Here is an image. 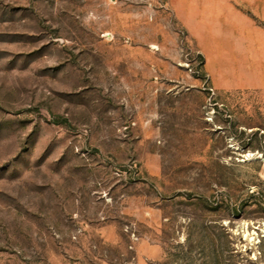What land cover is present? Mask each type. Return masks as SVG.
<instances>
[{
    "label": "rangeland",
    "instance_id": "rangeland-1",
    "mask_svg": "<svg viewBox=\"0 0 264 264\" xmlns=\"http://www.w3.org/2000/svg\"><path fill=\"white\" fill-rule=\"evenodd\" d=\"M226 2L199 41L171 0H0V264H264V0Z\"/></svg>",
    "mask_w": 264,
    "mask_h": 264
},
{
    "label": "crops",
    "instance_id": "crops-1",
    "mask_svg": "<svg viewBox=\"0 0 264 264\" xmlns=\"http://www.w3.org/2000/svg\"><path fill=\"white\" fill-rule=\"evenodd\" d=\"M176 10L182 15L187 27L198 35L199 41H204L205 35L217 40V26L221 20L231 24L233 18L232 5L226 0H171ZM240 19L243 17L238 14ZM257 57L264 58V43Z\"/></svg>",
    "mask_w": 264,
    "mask_h": 264
},
{
    "label": "trees",
    "instance_id": "trees-1",
    "mask_svg": "<svg viewBox=\"0 0 264 264\" xmlns=\"http://www.w3.org/2000/svg\"><path fill=\"white\" fill-rule=\"evenodd\" d=\"M188 238H189V237H187L186 241H188ZM204 238H205V239H207V237H206V236H204Z\"/></svg>",
    "mask_w": 264,
    "mask_h": 264
}]
</instances>
